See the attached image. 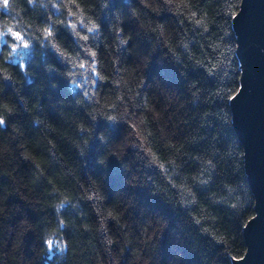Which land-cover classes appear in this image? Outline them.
Listing matches in <instances>:
<instances>
[{
    "label": "trees",
    "instance_id": "16d2710c",
    "mask_svg": "<svg viewBox=\"0 0 264 264\" xmlns=\"http://www.w3.org/2000/svg\"><path fill=\"white\" fill-rule=\"evenodd\" d=\"M241 3L0 0V264L244 257Z\"/></svg>",
    "mask_w": 264,
    "mask_h": 264
},
{
    "label": "water",
    "instance_id": "95a60500",
    "mask_svg": "<svg viewBox=\"0 0 264 264\" xmlns=\"http://www.w3.org/2000/svg\"><path fill=\"white\" fill-rule=\"evenodd\" d=\"M234 28L245 70L231 105L256 196V215L244 230L248 250L235 264H264V0H242Z\"/></svg>",
    "mask_w": 264,
    "mask_h": 264
},
{
    "label": "snow or ice",
    "instance_id": "6c2138e0",
    "mask_svg": "<svg viewBox=\"0 0 264 264\" xmlns=\"http://www.w3.org/2000/svg\"><path fill=\"white\" fill-rule=\"evenodd\" d=\"M3 3L7 4L8 0H3ZM196 22L202 23V21H200V20H197ZM89 31H91V29H89ZM47 32H48V36L51 37L53 35L51 29H48ZM9 34L15 38V42L13 44L12 55L19 56L21 58V65L20 66L23 67V56L25 55V53L22 52L21 50H27V49L31 48V45L28 43V39L26 38V36L21 31H13V29H11V28L7 29L6 32L0 31V41L6 40V38L8 37ZM93 55H95V54L93 53ZM79 67L80 68L89 67V68H92L93 71H95V69L93 68V66L91 64H89V65L80 64ZM213 67H215V66H213ZM228 91H229V95L227 96L228 99L236 100L238 98V96H234L231 94V92L233 90L229 89ZM4 123H5L4 119L0 118V125H3ZM62 206L63 205H61V207ZM47 245H48L49 249H52L54 242L52 240H49V241H47Z\"/></svg>",
    "mask_w": 264,
    "mask_h": 264
},
{
    "label": "rangeland",
    "instance_id": "374dc122",
    "mask_svg": "<svg viewBox=\"0 0 264 264\" xmlns=\"http://www.w3.org/2000/svg\"><path fill=\"white\" fill-rule=\"evenodd\" d=\"M0 31H2V30H0ZM21 51H24V50H21ZM15 59H20V57L19 56H15ZM247 250H248V248H247ZM247 252V251H246ZM246 254V253H245ZM245 256V255H244Z\"/></svg>",
    "mask_w": 264,
    "mask_h": 264
}]
</instances>
